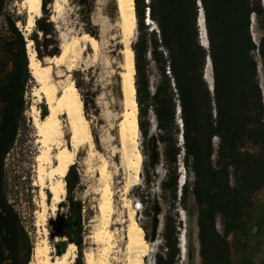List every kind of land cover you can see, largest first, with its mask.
I'll list each match as a JSON object with an SVG mask.
<instances>
[{"label": "trees", "instance_id": "16d2710c", "mask_svg": "<svg viewBox=\"0 0 264 264\" xmlns=\"http://www.w3.org/2000/svg\"><path fill=\"white\" fill-rule=\"evenodd\" d=\"M5 1L0 0V18ZM135 6L138 33L133 51L140 129L148 138L150 116L155 117L167 171L174 167L162 191L176 205L180 190L179 204L184 209L194 196L201 257L216 251L215 264H232L227 238L244 229L242 219L251 208L247 195L264 185V0H135ZM201 12L206 47L199 26ZM7 25L11 37L1 39L0 53L7 55L14 68L10 73L0 71V264H30L34 245L6 199L4 161L18 136L25 87L32 76L26 40L14 21L9 19ZM34 42L39 45L37 39ZM37 53L42 59L39 48ZM208 59L213 87L205 79ZM42 110L46 117L47 107ZM214 140H218L217 149ZM182 156L185 171L195 177L192 189L188 181L179 187L176 172ZM74 172L72 168L67 175L69 197L76 188V181L70 180ZM70 214L64 236L79 244L76 229L81 207L73 200ZM218 216L224 219L223 238L217 230ZM181 225L171 214L166 216L164 249L155 264H176ZM60 249L62 255L65 249Z\"/></svg>", "mask_w": 264, "mask_h": 264}, {"label": "rangeland", "instance_id": "374dc122", "mask_svg": "<svg viewBox=\"0 0 264 264\" xmlns=\"http://www.w3.org/2000/svg\"><path fill=\"white\" fill-rule=\"evenodd\" d=\"M45 1L43 0L44 12L42 18L37 20L35 29L28 34L26 26H28L29 17L24 7V0H6L3 15L0 18V46H2V38L11 37L7 25L9 19L15 22L16 27L23 34L26 41L27 39L32 41L37 39L39 41V45L35 44L34 49L36 51L37 48L40 49L43 54L42 59L50 57L51 54L60 53L61 35L62 37L66 36L65 39H70L86 33L100 41L102 47L100 51L101 58L96 63L92 62L85 64V66L80 65V68L70 75L76 82L83 97L86 113L92 122L98 151L109 162L112 174L114 206L117 211L115 218L121 220L125 218L121 195H123L127 180L124 170L120 168V157H112L110 151L112 146L118 147V141L112 142L110 148L101 144V139L105 138V136H112L116 140L118 136V130L115 128L118 125V121L113 124L114 130H109L107 123L101 117L102 114L106 110H110L114 114L122 112L121 80L119 77L121 70L119 67L123 62V58L120 55L123 46L120 44L121 35L117 27L116 0H68L69 3L65 7L64 14L59 15V17L58 14L55 15L52 12L51 3L53 0ZM102 21L104 23L107 21L108 23H106L105 31H102L103 28L100 26ZM253 35L257 40L259 31L256 24L253 29ZM92 55V50H87L85 53L86 60L89 61ZM13 68L14 65L10 62L7 55L0 53V71L6 70L10 73ZM37 86L33 78L26 84L25 110L19 123L18 136L12 150L4 161L6 199L9 205L17 212L21 225L27 232L34 249L38 244L42 243L45 237L44 226H42L43 224H41L38 215L41 211L39 209L38 189L33 186L32 181L35 176L33 172L34 161L38 154L36 131L31 118L32 107L35 102L33 92ZM35 105L40 110L41 119L44 118L42 109L45 104L35 102ZM150 117L153 118V115ZM157 133V130H153V124L148 138H145L141 133L140 147L144 155L142 178L140 185L132 188L128 195L133 205L139 210L138 221L145 231L147 241L155 246V253L152 258L146 260V264H155L156 256L164 249V222L166 216L170 214L178 222H181V228H178L180 243L181 245H186V248L184 246L180 250V256L176 259V264H215L216 251H209L206 259H203L200 255L199 210L194 196L190 197L187 208L184 209L179 204L180 190L176 205L173 204L171 196L164 194L162 191V183L170 173H173L174 167H170L172 172L167 171L168 164L163 156V145L157 140ZM214 146L217 149L218 140H214ZM248 149L256 154L259 152V149L251 146ZM85 158L86 151L83 150L79 154L78 164L73 167L75 172L70 179L71 181H76V188L72 192L71 197H69L68 185H66L67 195L64 203L60 206L54 218H51V215L48 214V223L46 225L49 231V242L54 249L55 255H58V252L61 251V246L66 250L68 244L72 243L68 236H64L71 219L70 203L73 200L80 204L81 223L76 229V237L79 244L74 243L78 248V258L75 264H84V252L86 250L97 253L99 249L94 244L95 242L91 236L96 232L98 225L95 220L98 217L97 209L100 196L97 194V189L100 186L97 174L86 170L87 167L84 165ZM182 161L183 156L179 159V170L176 175L180 177V181L184 178V184L188 181L192 189L195 184V177L193 173L185 171ZM216 161L217 158L214 157L213 162L216 163ZM98 164V161L95 162L96 166ZM230 181L233 186L235 183L233 174ZM183 185L180 184L179 187L182 188ZM247 196L251 199V208H249L242 219L244 229L233 232L227 238L230 250L229 259L232 264H264V185L257 192ZM121 228L122 225H114V231ZM217 230L220 238H223L225 224L222 216L217 218ZM185 237L186 241L184 240ZM57 239L59 240L58 242H56ZM21 258L22 260L25 259L23 255H21ZM32 261L33 256L31 258Z\"/></svg>", "mask_w": 264, "mask_h": 264}, {"label": "bare ground", "instance_id": "6f19581e", "mask_svg": "<svg viewBox=\"0 0 264 264\" xmlns=\"http://www.w3.org/2000/svg\"><path fill=\"white\" fill-rule=\"evenodd\" d=\"M68 3V0H53L52 12L58 14V17L63 15ZM24 7L29 17L25 31L29 34L35 29L37 20L43 16V0H24ZM116 8L117 27L121 35L120 44L123 46L120 52L123 62L119 67L122 112L114 114L106 110L102 114L101 117L107 123L109 130H114L113 124L118 121L115 127L118 136L117 140L112 136H105L101 139V144L110 148L112 142L118 141V147L112 146L110 151L112 157H120V168L124 170L127 180L121 195L125 218L121 220L115 218L117 211L114 206L110 165L107 158L98 151L92 122L86 113L83 97L70 75L80 68V65L96 63L101 58L100 41L86 33L70 39H65L66 36L62 37L59 34L61 35L59 55L39 60L38 53L34 49V41L27 39L29 70L38 85L33 92V98L35 102L45 104L48 109V115L41 119L40 110L34 102L31 113L38 147L33 166L35 176L32 181L33 186L38 189L41 210L38 215L44 226L45 237L34 249L33 261L30 264H75L77 261L78 248L72 243L68 244L62 255H55L49 242L46 225L48 214L54 218L64 203L67 195V175L78 164L79 154L83 150L86 151L84 163L86 170L97 174L100 186L97 189V194L100 196L98 217L95 218L98 225L96 224V232L91 236L99 249L97 253L86 250L84 264H146V260L152 258L155 253V246L147 241L145 231L139 224V210L128 198L131 189L140 185L144 167V155L140 147V111L133 51L138 33L135 0H116ZM51 22L54 23L52 20ZM106 23L107 21L105 23L102 21V25L100 24L102 31H105ZM89 49L92 50L93 55L87 61L85 53ZM97 161L99 164L96 166ZM180 184H183L182 180ZM114 225H122V228L114 231ZM184 240L186 241V237ZM58 241L57 239L56 242ZM184 246L186 248V245H182V248Z\"/></svg>", "mask_w": 264, "mask_h": 264}, {"label": "water", "instance_id": "95a60500", "mask_svg": "<svg viewBox=\"0 0 264 264\" xmlns=\"http://www.w3.org/2000/svg\"><path fill=\"white\" fill-rule=\"evenodd\" d=\"M147 19H148V17H147ZM149 21H151V20L149 19ZM199 26H200L201 32H202V42H203V45L206 47L207 44H208V40H207V36H206V29H205L204 18H203V13L202 12H201V15H200V18H199ZM136 38H137V34H136ZM205 79L210 84V86L213 87V78H212V72H211V62H210V59H208V64H207L206 74H205ZM152 123H153V128L155 130H157V121H156V119H155L154 116L152 118ZM72 244H74V243H72ZM180 246H181L180 248L182 250L181 243H180ZM58 255H61V254L58 252Z\"/></svg>", "mask_w": 264, "mask_h": 264}]
</instances>
